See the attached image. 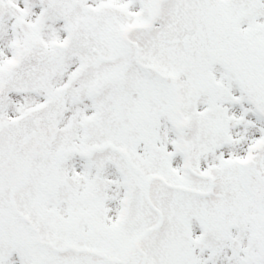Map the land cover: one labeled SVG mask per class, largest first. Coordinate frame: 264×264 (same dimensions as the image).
Listing matches in <instances>:
<instances>
[{
	"label": "snow or ice",
	"instance_id": "snow-or-ice-1",
	"mask_svg": "<svg viewBox=\"0 0 264 264\" xmlns=\"http://www.w3.org/2000/svg\"><path fill=\"white\" fill-rule=\"evenodd\" d=\"M0 264H264V0H0Z\"/></svg>",
	"mask_w": 264,
	"mask_h": 264
}]
</instances>
